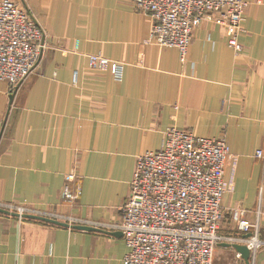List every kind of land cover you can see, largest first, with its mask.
Returning <instances> with one entry per match:
<instances>
[{
    "label": "crops",
    "instance_id": "0c3cea01",
    "mask_svg": "<svg viewBox=\"0 0 264 264\" xmlns=\"http://www.w3.org/2000/svg\"><path fill=\"white\" fill-rule=\"evenodd\" d=\"M8 1L29 14L44 46L16 92L0 83V207L118 222L137 158L159 150L175 129L226 142L233 161L224 169L230 189L218 232L247 237L231 221L241 208L264 244V159L256 157L264 152V0H247L242 52L227 46L222 27L203 22L185 62L176 49L148 42L151 19L131 0ZM89 56L122 64V80L91 68ZM70 173L76 179L68 184ZM66 185L77 200L63 202ZM225 245L212 264H244ZM126 253L117 231L0 213V264H123ZM250 264H264V245Z\"/></svg>",
    "mask_w": 264,
    "mask_h": 264
},
{
    "label": "built area",
    "instance_id": "2783aa9c",
    "mask_svg": "<svg viewBox=\"0 0 264 264\" xmlns=\"http://www.w3.org/2000/svg\"><path fill=\"white\" fill-rule=\"evenodd\" d=\"M134 9L150 19L149 43L175 48L185 62L192 31L203 22L222 27L227 46L236 53L242 48L247 0H131ZM42 32L24 8L0 0V83L20 85L37 65L43 49ZM89 66L109 70L116 82L123 77V65L101 56H90ZM256 157L264 159L259 150ZM233 161L223 139L199 138L175 129L166 130L157 151L137 158L130 194L121 208L118 222L95 223L65 217L19 205L0 207L19 221L32 216L74 226L121 234L127 248L123 264H212L220 243L245 246L254 260L263 247L259 228L245 218L241 208L231 211V221L247 235L222 237L219 234L224 212L221 202L230 187L224 169ZM74 173L67 176L70 184ZM66 185L63 202L77 200ZM240 258V255H237ZM249 259V261H250Z\"/></svg>",
    "mask_w": 264,
    "mask_h": 264
},
{
    "label": "water",
    "instance_id": "95a60500",
    "mask_svg": "<svg viewBox=\"0 0 264 264\" xmlns=\"http://www.w3.org/2000/svg\"><path fill=\"white\" fill-rule=\"evenodd\" d=\"M18 87H19V85L14 88L15 92L18 89ZM12 96H10V102L12 101V98H13ZM0 213L9 214L8 212H6L4 210H1V209H0ZM10 215L14 216V217H17L15 214H10ZM24 218L25 219H33V220L43 221V222H46V223H49V224H52V225H56V226H59V227L68 228V226L66 224L60 223V222H57V221H53V220L37 218V217H32V216H25ZM72 229L76 230V231H84V232H97L98 231V230H94L92 228H87V227H82V226H74V227H72ZM223 247L233 248L236 251V253L240 255L241 259L244 261V264H250V261H249L250 253H249L248 249L245 246H242V245H231L230 244V245H225Z\"/></svg>",
    "mask_w": 264,
    "mask_h": 264
},
{
    "label": "rangeland",
    "instance_id": "374dc122",
    "mask_svg": "<svg viewBox=\"0 0 264 264\" xmlns=\"http://www.w3.org/2000/svg\"><path fill=\"white\" fill-rule=\"evenodd\" d=\"M43 35V34H42ZM191 39H192V35H191ZM226 41H227V37H226ZM148 42H149V38H148ZM238 42H239V37H238ZM41 43H42V46H44V44H43V36H42V40H41ZM190 43H191V41H190ZM227 43V42H226ZM152 44V43H151ZM240 44V43H239ZM153 45H155V44H153ZM190 45V44H189ZM241 45V44H240ZM156 46V45H155ZM159 47V46H158ZM160 48H162V47H160ZM241 48H242V46H241ZM175 49V48H174ZM189 49V48H188ZM42 51H43V49H42ZM42 51H41V54H42ZM241 52H242V50H241ZM41 54H40V57H41ZM90 57V56H89ZM40 59V58H39ZM39 62V61H38ZM118 64V63H117ZM123 78V77H122ZM226 215H224V217H225ZM222 222H223V220H222ZM222 222H221V224H222Z\"/></svg>",
    "mask_w": 264,
    "mask_h": 264
}]
</instances>
